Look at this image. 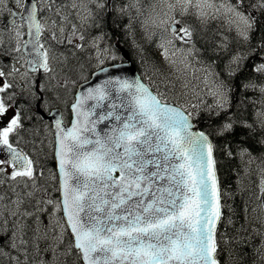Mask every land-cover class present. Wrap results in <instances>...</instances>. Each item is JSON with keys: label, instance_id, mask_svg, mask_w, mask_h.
<instances>
[{"label": "snow or ice", "instance_id": "6c2138e0", "mask_svg": "<svg viewBox=\"0 0 264 264\" xmlns=\"http://www.w3.org/2000/svg\"><path fill=\"white\" fill-rule=\"evenodd\" d=\"M11 4L21 11L0 0L10 16L9 26L0 29V46L7 38L9 45L15 44L12 51L27 58L23 73L15 66L8 73L0 70V189H8L0 191V257L7 256L12 264H60L69 255H74L75 264H220L216 228L224 205L215 146L206 132L196 130L192 111L168 101L167 93L175 84L166 75L160 73L153 88L140 78L122 75L121 64L106 67L105 62L116 57L97 43L102 37H94L90 44L96 50L99 82L75 96L71 127L46 110L54 120L59 176L55 190L60 198H36L47 189L37 184L33 159L18 147L21 112L15 107L17 94L7 92L13 87L8 77L19 73L27 81L29 72L50 73V51L41 38L82 49L85 45L74 41H85L82 29L97 26L96 12L112 11L113 0H11ZM115 7L130 21L131 11L143 17L142 29L185 89L189 71L201 70L194 66L201 64L195 58L200 51L195 29L184 23L185 17L202 26L222 20L229 31L234 29L248 41L256 23L252 13L264 14V0H153L146 14L140 0H121ZM260 48L264 52V44ZM248 58L233 55L227 74L235 77ZM260 59L252 65L254 75L240 85L243 95L236 104L237 114L228 115L215 130L217 136L231 134L237 127L245 130L236 152L227 146L226 150L248 164L256 157L245 141L259 132L257 143L264 148V56ZM203 71L197 79L213 98L205 111L219 117L232 107L233 89L217 79L219 74ZM45 91L42 84L32 85L31 94L39 101L35 107L47 103ZM102 107L109 110L99 114ZM10 110L13 114L5 121ZM106 120L115 123L101 135L96 125ZM260 196H264V175ZM255 219L264 228V210ZM253 232L261 236L264 247V231L253 228ZM5 241L10 251H5Z\"/></svg>", "mask_w": 264, "mask_h": 264}, {"label": "trees", "instance_id": "16d2710c", "mask_svg": "<svg viewBox=\"0 0 264 264\" xmlns=\"http://www.w3.org/2000/svg\"><path fill=\"white\" fill-rule=\"evenodd\" d=\"M119 3H121V0H113V9L110 12L97 11L95 19L97 26L91 27V29L88 28V31L84 30V34L94 35L99 33L103 36L105 35V42L110 43L111 47L119 55V59L122 58L120 51L116 47L117 44L127 48L142 75L145 70H156L158 73L164 66L159 64V49L156 46V42L150 40L144 30L141 33L137 31L136 24L140 22L138 20L140 17L136 16L135 11H131V21L127 15L122 16L117 12L115 5ZM252 14L256 23L248 41H243L238 37L234 29L229 31L224 22H219L218 26L224 28L225 25V29L228 30L227 35L217 31L218 28L214 24L218 20H209L202 26L199 21L192 17L184 18V23L195 29L196 48L200 50L195 54V58L201 61V64L194 65L201 70L196 71L194 74L191 71L188 74L187 83L192 86H198L200 80L197 77H203V69L206 68L211 73L219 74L217 79L223 81L227 87L233 89L230 93L232 107L228 109L227 113H221L219 117L210 116L205 111L207 105L213 104V99L203 96L202 100L206 103H201L199 101L201 93H199L198 101L195 104L198 108L189 109L193 112L196 124L210 135L215 146V157L223 193L222 204L224 205L217 229L218 259L221 264H264V247H261V236L253 232V228L264 231V228H261L260 223L255 219L261 216L262 210H264L263 196H260V180L262 175H264L261 172V168H264V162H262L264 148L257 143L261 133L258 132L255 136L245 141L246 146L251 149L253 157H256L251 164L241 161L235 154L229 156L226 150L227 146V149H230L233 153L236 152V142L245 133L244 129L237 127L233 133L225 134L224 136H217L215 134L217 126L228 115L237 114L236 104L241 95H243L240 85L244 80L254 75L251 71L253 63H260L261 56H264V52L260 48V45L264 44V14H261L259 11ZM142 19L143 17L141 16ZM125 24H128V26L126 25V27ZM60 45L57 44L55 46L60 49L59 52L65 51L67 66H65L64 75L66 82H64L63 86L54 85L52 89L49 88V92L52 95L56 92L59 97V102L57 103L65 108L72 100L77 83L87 79L96 68V60L91 48L80 50L66 42ZM74 49L78 51V56L75 59H71L69 52ZM238 53L247 55L249 58L242 61V67L237 75L230 77L227 74L226 66L231 57ZM209 78L211 79V77ZM247 95L251 96L253 93L249 92ZM22 97L23 95H17L18 100ZM34 105V101L30 100L26 101L24 105L17 102L15 107L21 110L22 115H24L21 118V128L27 139L28 146L35 154L34 157H38V161L44 166L43 176L40 178V175H37V178H40L37 179V184L43 188L47 187V190L58 197L59 193L55 190L58 186V180L55 173L53 150L42 144L44 135L39 133L38 126H34L35 124H39V116L34 110ZM197 111L199 112L198 116L195 115ZM27 122L35 124L31 123L28 126ZM46 174L49 176L53 175L50 179H54L55 186L50 185L53 181L49 184L45 182L44 178ZM40 193L38 192L37 195ZM252 209H256V211L253 212ZM246 216L249 217L248 220L245 219ZM241 225L247 231L242 229ZM70 240L71 237H67L65 245ZM6 242L5 247L7 248ZM7 251H10V249L7 248ZM12 255H15V252H12ZM60 264H75L74 255L62 257Z\"/></svg>", "mask_w": 264, "mask_h": 264}, {"label": "rangeland", "instance_id": "374dc122", "mask_svg": "<svg viewBox=\"0 0 264 264\" xmlns=\"http://www.w3.org/2000/svg\"><path fill=\"white\" fill-rule=\"evenodd\" d=\"M8 1H9L8 2V6L9 7L13 6L11 4V0H8ZM22 2H23V0H22ZM57 2H59V0H57ZM151 2H153V0H140V5H141L142 10L143 11L149 10L148 8H150V5L152 4ZM149 3H150V5H149ZM145 4H147V5H145ZM0 8H5V9H3V12H5L8 9L7 7H4L2 5H0ZM14 8H16L17 10H20V7H14ZM7 12H8V10H7ZM146 13L147 12H145V14ZM44 19L45 20L47 19V14H45ZM138 20L141 21V17ZM17 24H19V23H17ZM136 25H137L136 26L137 31L141 33L143 29H142V27L140 25V22H137ZM82 31H83V29H82ZM47 35L48 34L46 33V36ZM90 36H92V35L91 34H86L85 35L86 39H85L84 42H80V41L76 40V41H74V43H83L85 46L82 49H80V50H83L87 46H89V44L91 43L92 39H91ZM101 40H103V38ZM43 43H45V47H48L49 51H50L52 71L50 73H46L44 80H38L37 81L36 79H31L30 80V84L33 85V84H42L43 83V85L46 87V89H48V88L52 89V87H54V85L58 84L61 81V79H62L61 76H59V75L56 76L55 70L59 67L60 70L62 71L61 75H63L64 71H65V66H67V60H66L65 51L59 52L60 49L55 46V45H57L55 42L44 41ZM66 49H68V47H66ZM69 53H70V58L71 59H75L78 56V51L75 50V49L73 51H70ZM112 54L114 56H116V54L114 52H112ZM12 60H13V61H11L12 66H15L16 68H19L20 70L23 69V62H21L20 55L16 56ZM72 61H74V60H72ZM162 66H164V67L158 73H157L156 70H153L152 71L153 73H151L150 70H148L146 74H147V77H149L152 80L156 81L158 79L156 81L158 83L161 80L160 73H163L164 75H166L168 77L169 81L175 84V87L171 91H169L167 93V95L172 96L175 99H177L178 101L182 102L184 105H188V107H191V105H195V103L197 101V93H199V91L206 92V89H205V86H204L203 83H199L198 86H192V85L188 84V88L185 89L183 87V84L179 80L176 79V74L173 72V70L168 68L163 60H162ZM190 72L191 71H189V73ZM187 82H188V79H187ZM162 90H164V89H162ZM51 99L54 100L55 96L52 95ZM10 118H11V116H6V117H4V120L7 121ZM9 171H11V170L9 169ZM52 176L53 175L49 176V175L46 174V176L44 178L45 182H47L49 184V183H51L53 181L50 185H54V179H50ZM40 178H41V176H40ZM5 189H7L6 186L3 189H0V191L4 192ZM46 189H47V187H46ZM37 197H39V196H37ZM41 198L45 199V200L48 199V198H52L51 194H50V191L47 190L46 193L44 192L43 193V197H40L39 199H41ZM45 219H51V217L45 216ZM5 251H7V250L5 249ZM0 264H12V262L9 259H7L6 256H4V257L2 256V257H0Z\"/></svg>", "mask_w": 264, "mask_h": 264}, {"label": "water", "instance_id": "95a60500", "mask_svg": "<svg viewBox=\"0 0 264 264\" xmlns=\"http://www.w3.org/2000/svg\"><path fill=\"white\" fill-rule=\"evenodd\" d=\"M123 56H124V61L119 62V63H114V64H121V65L123 66V68L125 69V71L122 73V75L127 76V78H129V79H134V78H140V79H142L141 76H140V74H139V72H138V70L136 69L135 64H134V63L132 62V60H131V57H130V55H129V52H128L126 49H123ZM108 66H110V65H108ZM106 67H107V66H106ZM97 71H98V70H95V71L92 73L91 77H90L88 80L83 81V82H81V83L78 85L77 90H76V92H75V96H76L79 92H81L82 90L86 89L87 87L93 86V85H95L96 83L99 82V81L97 80L96 75H95V73H96ZM142 81H143V79H142ZM143 82H144V81H143ZM144 83H145V82H144ZM145 84H146V83H145ZM74 101H75V99H74ZM74 101H73L72 103H74ZM72 103H71V104H72ZM90 103H91V102H90ZM70 108H71V106H70ZM108 110H109L108 108H106V107H102V108L98 109L97 112H98L99 114H102V113H104V112H106V111H108ZM51 112H55V113L57 114V115H56V118H57V119H62L63 126H65V127H71L72 122H73V120H74V118H75L73 113H72V117H71V121H70V123L66 124V123L64 122L63 118H62L61 110H60V109H54V110H52ZM41 114L43 115L44 118H46V119H48V120H50V121L52 122V124H53V128H54V120L52 119V117H51L50 115L44 114L43 111H41ZM95 118H96V117H93V119H95ZM194 122H195V121H194ZM113 123H115V122H114V121H108V120L103 121V122H100V123H98V124L96 125V130H97V132H99L101 135H103L105 131L109 130V129L112 127ZM54 130H55V128H54ZM196 130L204 131V130H202L201 128H199L198 126L196 127ZM204 132H205V131H204ZM206 134H207V133H206ZM209 138H210V136H209ZM210 140H211V138H210ZM55 141H56V137H55ZM211 142H212V140H211ZM212 143H213V142H212ZM55 149H56V142H55ZM54 154H55V151H54ZM214 156H215V155H214ZM55 164H56V169H57V172H58V161H57L56 157H55ZM216 172H217V177H218V180H219L218 171H217V165H216ZM58 177H59V176H58ZM219 185H220V182H219ZM219 222H220V221H219ZM219 222H218V224H217V228H218ZM217 228H216V232H217Z\"/></svg>", "mask_w": 264, "mask_h": 264}, {"label": "flooded vegetation", "instance_id": "af4514ba", "mask_svg": "<svg viewBox=\"0 0 264 264\" xmlns=\"http://www.w3.org/2000/svg\"><path fill=\"white\" fill-rule=\"evenodd\" d=\"M7 40V39H6ZM0 70H3V69H1L0 68ZM32 76H34V77H36L37 76V78H36V80L38 81V80H40L41 78L42 79H44V77H45V74H41V73H35L34 75H30V77H32ZM3 83V81L2 80H0V84H2ZM43 95H44V98H45V100L47 101L48 99H49V95H48V93H43ZM22 102H24V103H26V101H22ZM44 105V104H43ZM12 114H13V110H10L8 113H7V115L6 116H12ZM5 116V117H6ZM32 122H27V124H28V126H29V124H31ZM32 124H35V123H32ZM34 126H38V128L37 129H39V133H41V134H43V133H45V131H44V128L47 130V132L49 133V134H52V128H51V124L49 123V122H42V121H40L39 122V124H35ZM41 129V130H40ZM29 131V130H28ZM52 136H53V140H54V135L52 134ZM19 139H21L22 141H23V139H24V141L25 142H27L26 140H25V135L23 134V133H19ZM44 140L45 139H47V137L46 136H44V138H43ZM44 141L42 142V144L44 145ZM4 192H8V189L6 190H4ZM9 195H11L10 193H8Z\"/></svg>", "mask_w": 264, "mask_h": 264}, {"label": "bare ground", "instance_id": "6f19581e", "mask_svg": "<svg viewBox=\"0 0 264 264\" xmlns=\"http://www.w3.org/2000/svg\"><path fill=\"white\" fill-rule=\"evenodd\" d=\"M9 2V1H8ZM152 3V2H151ZM142 4V3H141ZM145 5H147V4H145ZM144 5V6H145ZM149 5H150V3H149ZM3 6V5H2ZM141 6V5H140ZM9 7V6H8ZM12 7V6H11ZM144 8V7H143ZM148 8V7H147ZM3 9H5V8H3ZM149 9V8H148ZM8 10V9H7ZM6 10V11H7ZM147 12V11H146ZM135 14V13H134ZM5 16H6V14H5V12H4V14H3V16H0V29H6L7 27H8V24H7V22L5 21ZM137 16V15H136ZM219 22H223L222 20H218V22L216 23L215 22V24L214 25H216V27L218 28V32H221L222 34H225V35H227V33H228V30L227 29H225V25H224V28L223 27H219L218 26V24H219ZM131 24H133V23H131ZM130 24V25H131ZM128 26V24H125V26ZM126 26V27H127ZM137 26V25H136ZM91 29V28H90ZM132 29H134V28H132ZM103 30V29H102ZM118 30H120V29H118ZM126 30H127V28H126ZM88 31V30H87ZM107 31V30H106ZM135 31V30H134ZM102 32H105V31H102ZM100 33H101V31H100ZM107 33H108V31H107ZM94 34V33H93ZM104 34V33H103ZM92 35V34H91ZM105 36V35H104ZM115 36V35H114ZM120 37V36H119ZM123 38V37H122ZM8 48H9V50H12V46H8ZM255 48V47H254ZM249 51H250V49H249ZM252 51V50H251ZM247 54H249V53H247ZM199 88V87H198ZM204 89V88H203ZM202 90V89H201ZM199 91V90H198ZM196 92V91H195ZM198 94V93H197ZM196 96V95H195ZM194 96V97H195ZM196 99V98H195ZM194 99V100H195ZM25 140L27 141V139H26V137H25ZM37 196H39V197H37ZM36 196V198L37 199H39L40 197H43V194L42 193H40L39 195H37ZM29 210H31V208H29ZM5 249L7 250V248L5 247ZM46 256L48 257V258H50V254H46ZM4 257V256H3ZM6 258L7 259H9L7 256H6Z\"/></svg>", "mask_w": 264, "mask_h": 264}]
</instances>
